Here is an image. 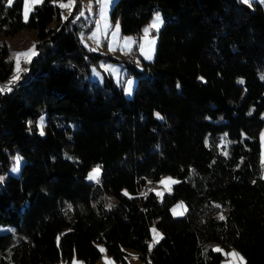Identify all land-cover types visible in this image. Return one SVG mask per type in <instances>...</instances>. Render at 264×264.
<instances>
[{
	"label": "trees",
	"instance_id": "16d2710c",
	"mask_svg": "<svg viewBox=\"0 0 264 264\" xmlns=\"http://www.w3.org/2000/svg\"><path fill=\"white\" fill-rule=\"evenodd\" d=\"M23 2L0 0V84L13 69L5 36H38V54L0 92V176L24 157L19 175L0 178V264H97L101 243L121 264L126 247L143 264H221L232 248L264 264V3L117 0L123 33L157 11L164 20L154 60L127 64V97L109 73L91 77L104 54L81 40L82 0L66 18L43 0L27 22ZM163 173L177 182L159 198L147 186ZM179 199L187 212L175 217ZM153 223L163 238L150 249Z\"/></svg>",
	"mask_w": 264,
	"mask_h": 264
},
{
	"label": "rangeland",
	"instance_id": "374dc122",
	"mask_svg": "<svg viewBox=\"0 0 264 264\" xmlns=\"http://www.w3.org/2000/svg\"><path fill=\"white\" fill-rule=\"evenodd\" d=\"M43 1V0H42ZM117 0H110L106 10V18L102 16V9L104 8L103 0H82V9L81 14L83 16L86 27L80 32L82 42L93 49L96 52L103 53V57L100 58L98 65H93L91 71V77L95 80L102 81L103 80V72L109 73L123 88V92L125 96L131 97L134 94V90L137 84V76L129 73V69L127 64L132 63L136 68L143 69V58L146 60H154L157 52V43L159 38V32L164 24V20L161 12L157 11L152 18L143 25L142 29L138 33H123L122 27L120 23V19H114L112 17V10L114 4ZM57 4H67L69 0H54ZM75 3V0H74ZM264 0H251L250 5L252 7H256L258 5H262ZM74 6V4H73ZM62 8L64 17H68L73 9ZM33 10V9H32ZM32 12V11H31ZM28 15V18L31 14ZM159 13L163 23L159 27V30L151 29L150 26L155 20L156 14ZM23 17H24V2H23ZM119 25V31L116 30V25ZM149 29L148 36L145 37V29ZM130 38V39H129ZM9 47V58L13 61V69L9 82L12 80V77L16 73V64L14 54L18 52H24L28 49L32 48L35 45V51L38 54V36L35 29L31 28H23L21 31L16 33L15 35L5 36ZM155 40L154 46H151V55L152 59H148L144 54L146 51H149L150 45L148 41ZM143 46V48H142ZM114 49V50H112ZM36 56V55H35ZM34 56V57H35ZM33 57V58H34ZM32 58V59H33ZM27 63L21 59V68L24 69ZM23 72V71H22ZM20 73V76L22 74ZM130 82V83H129ZM0 86H4L0 84ZM129 87H131V91H129ZM45 117L46 113H42V115L37 120L38 130L41 133V121H43L42 128L43 133L45 132ZM260 143H261V161L263 164V177H264V128L260 131L259 134ZM17 158H19V163L17 164ZM24 162V157L20 153H16L12 162V165L7 173H3L0 178L5 179L8 174L19 175L21 172V168ZM18 167V170L14 171L15 168ZM99 169V176L102 172V167L100 165H94L87 173V179L90 181H97V179H89V175L93 173L94 169ZM168 178H171L172 181H177V178L171 173H163L161 177L156 181H149L147 189H152L156 192L159 198H163L166 192L172 190L174 183H170ZM163 181V183H162ZM125 193L129 194L128 189L124 190ZM116 201L115 197L112 196ZM183 205V207H177L178 205ZM176 210V213L182 214H174L173 210ZM171 212L175 217L184 216L187 212V205L183 199H179L176 203H174L171 207ZM152 229H156L157 232L163 235L162 230L153 223L151 226V238L149 240V248L152 249L156 243H153V232ZM101 249L105 251L102 252V255L97 260V264H106L105 257L111 262V264H121L117 263L116 260L108 253L106 246L101 243ZM214 248L222 249L221 245L215 244ZM127 251V260L129 264H143V260L139 255V252L136 248L126 247ZM232 251L240 253L241 256H245L236 248H232L228 253ZM232 258L226 255L221 264H230ZM67 264H85L82 259L75 258L70 263Z\"/></svg>",
	"mask_w": 264,
	"mask_h": 264
},
{
	"label": "snow or ice",
	"instance_id": "6c2138e0",
	"mask_svg": "<svg viewBox=\"0 0 264 264\" xmlns=\"http://www.w3.org/2000/svg\"><path fill=\"white\" fill-rule=\"evenodd\" d=\"M243 2L250 5L251 0H243ZM13 3H14V0H7L8 6H11ZM39 3H42V0H24V20H25V22H27L28 15L32 11L34 6L36 4H39ZM109 3H110V0H103L104 8L102 9V16L104 18H106V10H107ZM73 4H74V0H69V2L67 4L61 3L60 7L71 9ZM162 23H163V20H162L160 14L157 13L155 16V20L151 24L150 28L156 29L158 31L159 27L162 25ZM116 30H117V32L119 31V25L118 24L116 25ZM144 31H145V37H147L148 33H149V29L146 28ZM148 43L150 45L149 51H146L144 54L146 55V57L148 59H152V55H151L152 48H151V46H154L155 40L148 41ZM142 48H143V46H142ZM112 50H114V49H112ZM35 55H37V53L35 51V45H33V47L28 49L27 51L18 52V53L14 54L15 64H16V73L12 77V80L9 82V86H0V92L11 91L10 85L19 81L20 73L22 71H24V69L21 68V59H23L24 62H26V63H31V60ZM240 82L243 83V81H240ZM129 91H131V87H129ZM157 115L159 116V114H157ZM42 124H43V121H41V135H43ZM18 163H19V158H17V164ZM16 170H18V167L14 169V171H16ZM98 176H99V169L97 168V169H94L93 173L89 175V179H97L98 180ZM168 181L170 183H176L177 182V181H172L171 178H168ZM162 183H163V181H162ZM125 194H127V193H125ZM109 207H111V205H109ZM177 207H183V205L181 204V205H178ZM217 207H220V206L217 205ZM173 212H174V214H182V213H176L175 209L173 210ZM219 219L224 220V219H226V217L221 214L219 216ZM152 232H153V243H158L159 240L163 238L162 234L157 232L156 229H152ZM101 251L103 252L105 250L101 249ZM215 251H222V249L216 248ZM226 255H228L232 258V260L230 261V264H246V262L244 261V257L241 256L240 253H238V252L232 251L231 253H226ZM105 261H106V264H111V262L108 260L107 257H105Z\"/></svg>",
	"mask_w": 264,
	"mask_h": 264
},
{
	"label": "crops",
	"instance_id": "0c3cea01",
	"mask_svg": "<svg viewBox=\"0 0 264 264\" xmlns=\"http://www.w3.org/2000/svg\"><path fill=\"white\" fill-rule=\"evenodd\" d=\"M236 250H238V249H236ZM240 252V251H239ZM98 263V262H97Z\"/></svg>",
	"mask_w": 264,
	"mask_h": 264
}]
</instances>
